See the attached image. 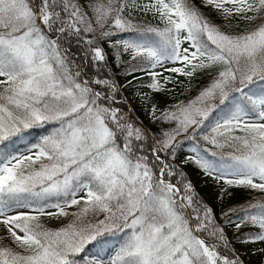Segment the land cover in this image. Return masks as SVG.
<instances>
[{
    "label": "snow or ice",
    "instance_id": "snow-or-ice-1",
    "mask_svg": "<svg viewBox=\"0 0 264 264\" xmlns=\"http://www.w3.org/2000/svg\"><path fill=\"white\" fill-rule=\"evenodd\" d=\"M187 164L264 193V0H0V264H244L264 197L218 216Z\"/></svg>",
    "mask_w": 264,
    "mask_h": 264
},
{
    "label": "trees",
    "instance_id": "trees-1",
    "mask_svg": "<svg viewBox=\"0 0 264 264\" xmlns=\"http://www.w3.org/2000/svg\"><path fill=\"white\" fill-rule=\"evenodd\" d=\"M196 2L198 3V0H196ZM243 26V25H241ZM106 49H107V44L103 45ZM73 51H77L76 48H73ZM124 59H127V56L124 57ZM117 72H119V69H116ZM165 75H168V73H165ZM174 76L176 74H173ZM121 82L123 83H127V80L130 79L129 77L123 76L121 75L120 77ZM176 78L179 81H184V84H177L176 86H173L171 84L167 85L168 88L172 89L174 88V91L172 92H167V93H161L155 96V100L158 104V108H164L165 106L175 103L178 100H184L185 102H187L188 99L194 97L196 95V93L200 90V88L204 87L207 83V78L203 77L201 78L199 81H194L190 90H186V85H187V81L184 77H178L176 76ZM144 80H148L149 77L144 76L143 77ZM133 85H136L135 87ZM257 88L259 87V85L256 86ZM140 88L142 89V91H148L146 88H143L140 86V81H134L133 84H129L128 85V90L130 92H132V94H134L137 98V100L139 101L138 96L136 95L137 92H135V89ZM143 110H144V115L147 118V127L152 130L153 132L157 131L158 125L153 123L148 116V112L145 110L144 106L141 105ZM140 106V107H141ZM132 110V109H130ZM133 115L138 119V116L136 115V113L133 111ZM141 121V120H140ZM145 125V124H144ZM44 130L40 129V130H36L34 132V135L37 132L42 133ZM189 152L188 148L183 149V151H181L178 155H177V163H179L180 160L183 159L184 155L187 154ZM183 169L185 171V173L187 174L188 178L191 180L192 184L195 186L196 191L199 193V195L201 197H203V199L205 201L208 202L205 194H210L211 198H210V202H208L210 205H212L215 210L217 215L219 216V214L222 211H225L229 208L232 207H236V208H240L244 205H246L249 202H255L256 200L260 199L261 197H264V193H260L256 190H251V189H242V188H234V189H230L232 195L230 197H225L223 200H218L217 197L220 194V187L216 185V183L213 181L212 182V186L208 187L206 189H202L197 181H193L192 177L190 176V174L188 172H193V173H197V172H202L200 169H198L195 165L192 164H187V165H183ZM211 190V191H210ZM71 218H67L62 224H60L59 226H55V225H49L48 227L51 228H59L62 227L64 224H66ZM252 231H254V229H251ZM250 231V228L245 225L243 227H241V229L239 231H236L235 226L232 225L230 227H228L227 232L229 237L233 240L234 244H241L240 242L237 241V237L241 236L245 233H248ZM111 241V244H106L105 247H112L115 244V240L113 238H108ZM90 248H92V245H89ZM93 251H95V249H93ZM258 264H264V256L262 258L259 259V263Z\"/></svg>",
    "mask_w": 264,
    "mask_h": 264
},
{
    "label": "rangeland",
    "instance_id": "rangeland-1",
    "mask_svg": "<svg viewBox=\"0 0 264 264\" xmlns=\"http://www.w3.org/2000/svg\"><path fill=\"white\" fill-rule=\"evenodd\" d=\"M142 89L137 88L135 89V92H141ZM198 93V92H197ZM196 93V94H197ZM130 101L129 107L130 109H132L136 115L138 116V118L145 124L147 125V118L144 115V110L141 106L140 101L137 100L136 96L134 94H132V92H130L127 89L125 90L124 93ZM141 106V107H140ZM190 174V176L192 177L193 181H197L198 185L202 188V189H206L208 187L212 186V182L213 180L211 178H207L205 177L203 172H197V173H193V172H188ZM211 191V190H210ZM208 202H210V194H205ZM67 218H61L59 220H51L48 222L49 225H55V226H59L60 224H62ZM236 250L239 252L241 259L244 261V264H258L259 263V259L262 258L264 256V251H260V249H264V243L261 242H257V243H248V244H234Z\"/></svg>",
    "mask_w": 264,
    "mask_h": 264
}]
</instances>
